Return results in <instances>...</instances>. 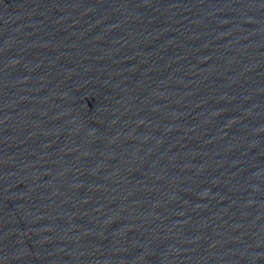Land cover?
<instances>
[{
  "label": "water",
  "instance_id": "obj_1",
  "mask_svg": "<svg viewBox=\"0 0 264 264\" xmlns=\"http://www.w3.org/2000/svg\"><path fill=\"white\" fill-rule=\"evenodd\" d=\"M0 264H264V0H0Z\"/></svg>",
  "mask_w": 264,
  "mask_h": 264
}]
</instances>
